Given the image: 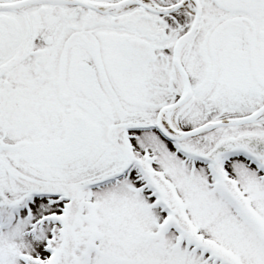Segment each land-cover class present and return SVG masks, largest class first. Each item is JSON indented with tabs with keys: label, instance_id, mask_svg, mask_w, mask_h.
Returning a JSON list of instances; mask_svg holds the SVG:
<instances>
[{
	"label": "snow or ice",
	"instance_id": "1",
	"mask_svg": "<svg viewBox=\"0 0 264 264\" xmlns=\"http://www.w3.org/2000/svg\"><path fill=\"white\" fill-rule=\"evenodd\" d=\"M0 264H264V0H0Z\"/></svg>",
	"mask_w": 264,
	"mask_h": 264
}]
</instances>
